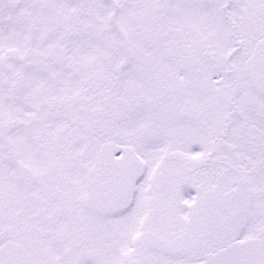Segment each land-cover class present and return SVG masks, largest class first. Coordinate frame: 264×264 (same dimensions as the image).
<instances>
[{"label": "snow or ice", "instance_id": "obj_1", "mask_svg": "<svg viewBox=\"0 0 264 264\" xmlns=\"http://www.w3.org/2000/svg\"><path fill=\"white\" fill-rule=\"evenodd\" d=\"M0 264H264V0H0Z\"/></svg>", "mask_w": 264, "mask_h": 264}]
</instances>
